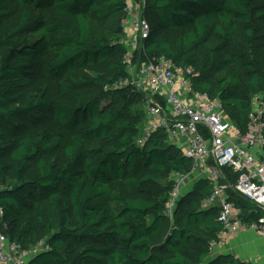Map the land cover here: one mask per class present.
Listing matches in <instances>:
<instances>
[{
	"label": "trees",
	"instance_id": "1",
	"mask_svg": "<svg viewBox=\"0 0 264 264\" xmlns=\"http://www.w3.org/2000/svg\"><path fill=\"white\" fill-rule=\"evenodd\" d=\"M129 1L0 0V206L3 218L21 220L11 239L0 230L27 250L43 242L28 264H207L218 239V207L204 205L213 188L206 178L180 196L163 228L171 176L189 173L192 162L162 129L138 145L146 119L142 94L113 87L129 76L119 24ZM11 5L19 18L1 28ZM41 11L72 16L77 28ZM142 15L150 24L139 62L165 58L192 67L194 89L219 99L244 131L251 98H264V72L250 54L253 41L264 38L258 34L264 11L255 0H145ZM91 21L115 26L98 38L91 36ZM25 35L32 39L19 40ZM213 36L216 44L208 46ZM39 47L50 52L40 68L55 82L51 100L43 86L28 90ZM107 60L109 78L80 72ZM46 114L70 132L65 140L30 131L27 123ZM222 172L236 181L237 173ZM227 194L241 220L257 223L264 216Z\"/></svg>",
	"mask_w": 264,
	"mask_h": 264
},
{
	"label": "built area",
	"instance_id": "2",
	"mask_svg": "<svg viewBox=\"0 0 264 264\" xmlns=\"http://www.w3.org/2000/svg\"><path fill=\"white\" fill-rule=\"evenodd\" d=\"M141 11L130 2L124 9L123 20L134 31L133 37L120 39L126 49L124 58L129 76L116 81L113 87L142 94L146 119L136 140L138 145L162 129L169 139L181 142L183 147H178L192 162L189 173L172 174L164 214L172 216L183 186L190 179L206 178L213 188L204 205L218 207L217 220L221 224L211 249L225 244L244 229L264 237V216L257 223L241 220L239 210L227 194V190L232 191L264 210V98L261 95L251 98L246 127L241 131L232 124L219 99L194 89L192 78L196 73L192 67H182L165 58L139 62L140 43L149 34V24ZM223 167L237 173L234 183L222 172ZM3 215L0 206V218ZM42 247L44 244L40 242L32 249H24L0 230V264H28L29 258Z\"/></svg>",
	"mask_w": 264,
	"mask_h": 264
},
{
	"label": "rangeland",
	"instance_id": "3",
	"mask_svg": "<svg viewBox=\"0 0 264 264\" xmlns=\"http://www.w3.org/2000/svg\"><path fill=\"white\" fill-rule=\"evenodd\" d=\"M129 2L131 3L132 7L135 8L136 10H142L144 8V5H145V0H131ZM255 4L257 6H259L261 8V10L264 11V0H255ZM8 9L10 10V14L3 19L1 28H5V29L10 28L11 26H13L17 22V20L19 18V13H18V11H16V8L14 7V5L9 6ZM41 12L42 13L45 12L43 14L45 17L58 16L62 20L66 21L71 27L77 28L76 19L72 16L60 15V14H57L53 11H49V12L41 11ZM145 18L147 19V21L150 24V19L148 17H145ZM119 24L124 31L125 37L131 38L134 36V31H133L132 27L129 26V24L126 21L121 19V22L119 21ZM114 26H115V23L111 22V21H109V22L91 21L90 22L91 36L98 37V38L108 36L110 34V30L112 28H114ZM239 33L244 35L242 32H239ZM258 34L264 35V18L260 19V21L258 22ZM31 39H32V37H30L29 35H25V36H22L19 38V40H21V41L22 40L29 41ZM216 41H217L216 37L213 36L211 38L208 46H215ZM4 51H5V47L3 45H0V59H1V56H2ZM49 54H50V52L46 48H44V47L38 48L37 53H36L35 57L33 58L34 59V68H33V72H31L30 84H29L30 87L28 90H32V89H35L37 87L43 86V87H45L46 97L49 100H51L57 96V92L55 89V82H54L53 78L50 76V74L44 72L40 68V63ZM202 54H204L203 50H202ZM250 54L257 56L258 66L264 72V38H258L255 41H253V43L251 44V47H250ZM212 71L214 73V76L216 74H218V72H216L214 69H212ZM80 72H82L83 74H85L86 76L91 77V78H93V77L109 78L111 76V72H110V69L108 67V60L106 62H103V63H97L92 67L84 68ZM14 121L15 122H21V121H16V120H14ZM27 124L29 126L28 128L30 129V131L43 130L44 132L50 133V134L60 133L63 135L64 140L68 137V135L70 133L67 129L60 126L58 123L54 122L50 118V115H48V114H46V116L43 117L38 122L30 123V124L27 123ZM179 147H183V146L179 145ZM20 194L24 195L21 192H20ZM170 221H171V217L169 216L168 219L164 222L163 228L166 226V224L170 223ZM20 222H21L20 219L8 221V219L6 217L0 218L1 228L3 231L6 232L9 239H11L12 235H15L19 231ZM221 249L222 248H218V249H215V247L212 248L210 253H209V257L207 258V260L205 262L207 264H224L225 261L223 259H221V257H220L221 255H231L234 258H237L232 253L225 252L226 250L223 251L224 249H222V250ZM237 259L240 260L239 258H237ZM244 264H248V263L244 262Z\"/></svg>",
	"mask_w": 264,
	"mask_h": 264
},
{
	"label": "crops",
	"instance_id": "4",
	"mask_svg": "<svg viewBox=\"0 0 264 264\" xmlns=\"http://www.w3.org/2000/svg\"><path fill=\"white\" fill-rule=\"evenodd\" d=\"M169 140L177 147L181 145L179 140ZM198 179V177L193 180L190 179L183 186L181 196L187 194ZM214 247L215 249L222 248L224 249L223 251L226 250L225 252L232 253L241 261L248 264H264V237L258 235L251 229L240 230L225 244L221 246H213V248Z\"/></svg>",
	"mask_w": 264,
	"mask_h": 264
}]
</instances>
